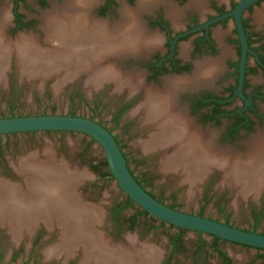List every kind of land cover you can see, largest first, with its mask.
Masks as SVG:
<instances>
[{
  "label": "rangeland",
  "instance_id": "rangeland-1",
  "mask_svg": "<svg viewBox=\"0 0 264 264\" xmlns=\"http://www.w3.org/2000/svg\"><path fill=\"white\" fill-rule=\"evenodd\" d=\"M49 3L45 10H40L32 3H28L26 7L20 9L24 15L36 21L34 31L23 34L35 39L43 49L46 44L41 17L54 7L62 8L65 0H50ZM10 8L9 0H0V13L7 16L3 34L13 44L16 43L21 34L14 37L9 35L11 28ZM254 23L258 24L256 21ZM63 77L62 72L45 78L30 77L29 74L21 72L16 55L12 53L8 57L0 77V119L43 115L68 116L72 113L77 117L93 118V121H99L104 126H110V115L117 103L113 99L116 96V93H112V91L115 92L114 87L117 90L127 88L129 93L135 92H131L128 86L118 87L114 82V86H103L104 82L95 86L90 82L88 75L87 77L85 75L79 76L80 78L77 77L76 81L79 78V83H75V80L67 82L68 80H63ZM77 90H80L79 92L85 99L82 96H77ZM106 129L112 131L124 147V152L131 159L130 168L134 176L141 180L140 182L143 183L148 193L164 205L173 206L175 210L185 214L202 215L204 218L220 223L227 221L231 227L237 229L249 232L255 230L259 234L264 233V219L255 227L249 210V206L264 200V195H260L261 190L258 193H244L239 185L228 182L216 167H211L204 172L201 180L197 179L196 182H191L180 169H165L166 153L161 149L148 150L142 145L143 142L150 139L156 129L146 131L144 128L145 133L141 131L143 128ZM209 134L212 140V135H214L217 141L218 131L209 130L207 135ZM254 135L251 140L260 134L257 132ZM87 141L82 134L68 132H36L9 137L3 135L0 137L2 146L0 182L26 191V176L20 168L27 161L42 163L51 169L55 168V170L64 166L69 172L79 174L81 178L76 183L77 187H74V192L80 202L94 208L99 216L98 222L92 226L93 231L102 235L110 246L127 247L129 246L128 240L137 241L139 245L152 246L159 252L158 263L167 252L169 237L176 235L177 231L168 225L160 227L155 218L147 216L138 220L133 232L123 233V239L113 240L115 243L111 244L107 240L108 238L111 239L109 230H113L110 223L107 222L108 210L113 205L122 203L125 195L114 180L95 174L89 169L91 161L93 160L92 164H95L104 157V154L97 145L86 150ZM247 143L245 149L231 150V152L236 155L245 153L248 149L246 148ZM221 150H228V148ZM150 154H152V159H146L149 156L145 155ZM143 158L146 162H142ZM143 175L156 177L152 181H145ZM208 185L209 194L205 197L203 194ZM261 189H264V186ZM136 212L137 209L133 206L130 210L122 213V219L130 217ZM52 220L49 225L37 222L29 231L23 228L24 230L21 229L17 236L12 233L7 225L0 223V264H93L85 260L81 248L68 256L61 251H56L60 246L62 227L59 226L57 220L53 218ZM38 233H42L44 236L36 245H33L30 240ZM113 234L115 235L114 231ZM121 239L122 243H120ZM203 240L206 243L208 253L195 263L221 264L217 254L211 251V238L204 235ZM182 242L190 260L191 258L195 260L194 253L198 246L197 234L190 231L186 232ZM220 249L228 256L232 264H264L263 260L258 258L261 252L254 249H247L230 243H221ZM176 264H188V262L179 259Z\"/></svg>",
  "mask_w": 264,
  "mask_h": 264
},
{
  "label": "bare ground",
  "instance_id": "bare-ground-1",
  "mask_svg": "<svg viewBox=\"0 0 264 264\" xmlns=\"http://www.w3.org/2000/svg\"><path fill=\"white\" fill-rule=\"evenodd\" d=\"M96 1L65 0L62 8L54 7L44 13L41 20L44 49L27 35L19 36L16 43L9 42L3 34L7 16L0 13V77L8 57L14 53L21 72L30 77L45 78L62 72L63 80H70L79 74H88L95 86L110 81L118 87L128 86L131 91L139 88V77L123 75L113 65H103V62L110 55L127 51L128 44L118 42L120 37L134 36L132 45L136 51L153 42L154 36L148 35L135 16L147 3L137 1L134 13L122 8V20L129 24L125 30L122 26L109 27L105 22L94 20L90 9ZM195 4L203 5V1L196 0ZM182 82L185 81L167 80L163 90H144L140 109L144 120L155 124L156 132L143 142V148L163 150L164 168L180 169L191 182L201 180L204 172L216 167L244 193H258L264 186V134L249 141L243 154L219 149L210 134L205 136L193 127L175 107L174 87ZM20 169L26 176V191L0 182V223L7 225L15 236L23 228L29 231L37 222L49 225L53 218L62 227L56 251L66 256L81 248L85 260L93 264L157 263L159 252L154 247L139 245L134 240H128L127 247L110 246L102 235L93 231L99 216L94 208L80 202L74 192L81 178L79 174L69 172L64 166L55 170L32 160Z\"/></svg>",
  "mask_w": 264,
  "mask_h": 264
},
{
  "label": "flooded vegetation",
  "instance_id": "flooded-vegetation-1",
  "mask_svg": "<svg viewBox=\"0 0 264 264\" xmlns=\"http://www.w3.org/2000/svg\"><path fill=\"white\" fill-rule=\"evenodd\" d=\"M9 1L11 37L24 35L23 33L35 29L36 21L24 15L21 7L32 3L40 10H45L50 4V0ZM137 1L139 0H97L90 9V16L96 21L105 22L109 27L117 25L126 30L129 24L122 20L121 10L126 8L134 13L138 8ZM195 1L144 0V3H147L146 8L138 10L135 16L148 35H153L156 41L153 39L147 47L136 51L132 45L134 36L129 39L120 37L118 42L128 44L127 51L116 56L110 55L109 59L105 60L106 63L103 62V65H113L123 75L139 77L140 87L133 93H129L127 88L117 90L114 87L115 92L112 93H116V96L113 99L117 103L110 115V126L96 121L98 124L104 128H143L141 131L144 133L148 129L155 130V124L146 122L144 112L140 109L144 90H163L167 80L179 79L185 82L174 87L175 107L185 114L193 127L200 129L204 134L207 135L209 130L218 131L217 141L212 135L218 148L240 151L245 149L246 143L255 136L254 134H264V0L251 4L240 14V24L247 46L242 79L243 44L236 18L232 14L242 0H202L203 5H196ZM15 6L18 17L14 13ZM83 75L87 77L88 74H79L67 82L76 81L77 77ZM78 80L75 83H79ZM102 85L114 86V83L107 81ZM79 91L77 90V96L84 98ZM113 137L119 147H122L120 149L127 166L134 176L130 168L131 159L118 139L114 135ZM145 156H149L146 159H152V154ZM142 162L146 160L143 158ZM155 177L143 175L145 181H152ZM134 178L141 181L135 176ZM208 187L209 185L204 190L205 197L209 194ZM260 195H264V189H261ZM126 197L122 203L115 204L108 210L107 222L113 230H109L111 239L107 240L111 244L115 243L113 240L123 239V233L133 232L138 220L143 218L141 216L134 222L130 221L142 210L134 204L137 212L122 219V213L133 207H125ZM249 210L251 215L264 211V200L252 204ZM42 236V233L36 234L30 243L36 245ZM174 236L169 237L167 252L157 264H176L179 259L194 264L207 255L194 253L195 260H190L182 246V240V252L175 250ZM219 259L221 264H226L224 260ZM227 263L232 264L229 258Z\"/></svg>",
  "mask_w": 264,
  "mask_h": 264
},
{
  "label": "water",
  "instance_id": "water-1",
  "mask_svg": "<svg viewBox=\"0 0 264 264\" xmlns=\"http://www.w3.org/2000/svg\"><path fill=\"white\" fill-rule=\"evenodd\" d=\"M257 1L259 0H242L232 12L236 18L243 44L241 79L243 78V66L247 46L240 24V14L245 8ZM47 131L74 132L87 135L89 138L93 139L96 142L95 145L101 148L108 169L119 189L125 196L132 200L136 206L146 211L155 219L190 232L203 233L236 245L264 250V235L262 234L237 229L204 217L185 214L175 209H170L168 206L154 199L137 183L134 176L131 174L123 156V152L115 141L113 134L96 121L77 116L59 115L0 119V135L2 136Z\"/></svg>",
  "mask_w": 264,
  "mask_h": 264
},
{
  "label": "trees",
  "instance_id": "trees-1",
  "mask_svg": "<svg viewBox=\"0 0 264 264\" xmlns=\"http://www.w3.org/2000/svg\"><path fill=\"white\" fill-rule=\"evenodd\" d=\"M16 6H15V8H14V13H16V16L18 17L19 15L17 14V12H16ZM68 116H75L74 114H69ZM90 120H92V119H90ZM56 133H65V132H57V131H55ZM32 133H35V132H32ZM47 133H50V131H47ZM68 133H74V132H68ZM24 134H30V133H24ZM14 135H18V134H8V135H4V136H7V137H9V136H14ZM88 141H87V144H86V150H89L90 148H91V146H93V145H95L96 144V142L93 140V139H91V138H89L87 135H84V134H82ZM2 135H0V137H1ZM1 148H2V146H1V144H0V152H1ZM100 148V147H99ZM121 149H122V147H120ZM0 155H1V153H0ZM93 161V160H92ZM91 161V163H90V165H89V169L93 172V173H95V174H98V175H100V176H105L106 178H108V179H110V180H114V178L112 177V175H111V173H110V171H109V169H108V165H107V162H106V160L104 159V157H102L100 160H98L95 164H92L93 162ZM96 161V160H95ZM135 180L137 181V183L143 188V189H145V186L144 185H142L141 184V182L140 181H138L136 178H135ZM115 181V180H114ZM149 195H151L150 193H149ZM152 196V195H151ZM153 197V196H152ZM154 198V197H153ZM158 202H160V201H158ZM160 203H162V202H160ZM125 207H127V208H129V207H132L133 205H134V203H133V201L132 200H130L128 197H126V202H125ZM170 209H175V207H173V206H168ZM140 209V208H139ZM117 214V212L114 214V215H116ZM141 216H143V217H147V216H149V214L146 212V211H144V210H141V212H139L136 216H134V217H132L131 219H130V221L131 222H134V221H136V219H138L139 217H141ZM252 216V219H253V224H254V226L255 227H257L258 225H259V223L264 219V211H262V212H260V213H258V215H251ZM199 217H202V215H199ZM225 225H229V223L226 221L225 223H224ZM165 225H167L166 223H164V222H162V221H160V223H159V226L160 227H163V226H165ZM170 228H174L176 231H177V233H176V235L174 236V248H175V250L177 251V252H182V246H181V240H182V238H183V236H184V234L186 233V232H188V230H185V229H182V228H177V227H174V226H171V225H168ZM230 226V225H229ZM252 232H256L255 230H253ZM193 233H195V234H197V236H198V246H197V249H196V251H195V253H197V254H205V253H208V250H207V246H206V243H205V241L203 240V236L204 235H206V234H203V233H198V232H193ZM262 235H264V233L262 234ZM207 237H209V238H211V245H210V248H211V251L213 252V253H215V254H217V256L219 257V258H221L222 260H224L225 262H226V264H228L227 262H228V258H227V256L222 252V250L220 249V245H221V243H230V242H227V241H224V240H222V239H220V238H217V237H214V236H210V235H206ZM230 244H233V243H230ZM236 245V244H235ZM238 246H240V245H238ZM241 247H244V248H247V249H253V248H250V247H246V246H241ZM254 250H256V251H258V252H261V254L259 255V259H262L263 260V262H264V250H260V249H254Z\"/></svg>",
  "mask_w": 264,
  "mask_h": 264
}]
</instances>
